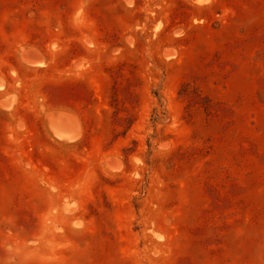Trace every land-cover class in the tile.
<instances>
[{"label":"rangeland","instance_id":"374dc122","mask_svg":"<svg viewBox=\"0 0 264 264\" xmlns=\"http://www.w3.org/2000/svg\"><path fill=\"white\" fill-rule=\"evenodd\" d=\"M0 264H264V0H0Z\"/></svg>","mask_w":264,"mask_h":264},{"label":"bare ground","instance_id":"6f19581e","mask_svg":"<svg viewBox=\"0 0 264 264\" xmlns=\"http://www.w3.org/2000/svg\"><path fill=\"white\" fill-rule=\"evenodd\" d=\"M30 51V50H29ZM29 51H27V53H29ZM30 58L31 60H29L27 63V65H30V67H38V66H43V60L40 56H38L34 51H30ZM27 54V55H29ZM26 55V54H25ZM45 65V64H44ZM5 109V108H4ZM61 116V115H60ZM62 117V116H61ZM66 121H68V119H65ZM57 121V120H56ZM65 122V121H64ZM58 123V122H57ZM74 125V124H73ZM76 128V127H75ZM54 137V136H53ZM61 139V138H60ZM113 169V168H112ZM112 172V171H111Z\"/></svg>","mask_w":264,"mask_h":264},{"label":"crops","instance_id":"0c3cea01","mask_svg":"<svg viewBox=\"0 0 264 264\" xmlns=\"http://www.w3.org/2000/svg\"><path fill=\"white\" fill-rule=\"evenodd\" d=\"M41 58H42V60H44V57L43 56H41Z\"/></svg>","mask_w":264,"mask_h":264}]
</instances>
